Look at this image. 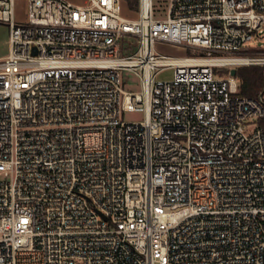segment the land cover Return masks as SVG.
Here are the masks:
<instances>
[{
	"label": "built area",
	"instance_id": "2783aa9c",
	"mask_svg": "<svg viewBox=\"0 0 264 264\" xmlns=\"http://www.w3.org/2000/svg\"><path fill=\"white\" fill-rule=\"evenodd\" d=\"M16 2L0 264H264V90L231 73L264 65V0H138L135 18L127 0H26L22 20Z\"/></svg>",
	"mask_w": 264,
	"mask_h": 264
},
{
	"label": "rangeland",
	"instance_id": "374dc122",
	"mask_svg": "<svg viewBox=\"0 0 264 264\" xmlns=\"http://www.w3.org/2000/svg\"><path fill=\"white\" fill-rule=\"evenodd\" d=\"M78 3L83 2V0H76ZM156 2V8L158 11V14H165L166 6H167V0H155ZM129 3V2H128ZM138 10L139 7H132L130 3L127 7L124 9V14L128 17L135 18L138 16ZM16 11H17V17L18 19L22 20L25 19L27 16V2L26 0H17L16 2ZM264 41H260L261 43ZM9 26L6 23L0 22V59L3 58L8 54L9 51ZM156 49L160 53L169 54V55H191L194 53V49L184 50L182 48H176L171 45H162L158 44L156 45ZM260 67H264V65L255 64ZM253 65H245L241 66V68L249 67ZM216 74L222 76L224 74L228 73V69L225 68H215ZM159 77L161 79H170L173 77V70L172 69H165L160 72ZM125 88L127 89H139V85L136 82H130L128 85L127 82H125ZM264 92V91H263ZM123 119L126 121H141L144 119V113L140 111H126L123 113Z\"/></svg>",
	"mask_w": 264,
	"mask_h": 264
},
{
	"label": "trees",
	"instance_id": "16d2710c",
	"mask_svg": "<svg viewBox=\"0 0 264 264\" xmlns=\"http://www.w3.org/2000/svg\"><path fill=\"white\" fill-rule=\"evenodd\" d=\"M132 7H138V0H127ZM237 76L241 81L240 94L249 97H258L264 90V67L257 65L237 69ZM264 129V117L259 119Z\"/></svg>",
	"mask_w": 264,
	"mask_h": 264
},
{
	"label": "water",
	"instance_id": "95a60500",
	"mask_svg": "<svg viewBox=\"0 0 264 264\" xmlns=\"http://www.w3.org/2000/svg\"><path fill=\"white\" fill-rule=\"evenodd\" d=\"M231 73H232V75H237V70L236 69H232Z\"/></svg>",
	"mask_w": 264,
	"mask_h": 264
},
{
	"label": "crops",
	"instance_id": "0c3cea01",
	"mask_svg": "<svg viewBox=\"0 0 264 264\" xmlns=\"http://www.w3.org/2000/svg\"><path fill=\"white\" fill-rule=\"evenodd\" d=\"M5 57V56H4Z\"/></svg>",
	"mask_w": 264,
	"mask_h": 264
}]
</instances>
